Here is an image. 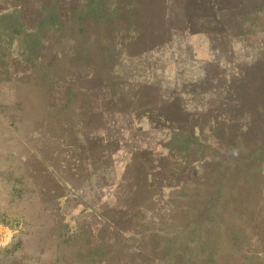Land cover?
I'll return each instance as SVG.
<instances>
[{"label":"rangeland","instance_id":"obj_1","mask_svg":"<svg viewBox=\"0 0 264 264\" xmlns=\"http://www.w3.org/2000/svg\"><path fill=\"white\" fill-rule=\"evenodd\" d=\"M132 34L139 47L171 40L182 54L203 34L221 60L210 71L231 73L253 116L264 108V0H0V264H264V166L257 154L238 161L228 138L229 152L213 159L189 137V154L202 153L204 163L188 186L171 189L167 175L141 167L124 186H101L89 174L85 157L100 146L78 122L67 135L66 98L56 94L93 76L100 106V82L110 97L121 82L116 73L136 66L117 63ZM22 42L42 63L12 60ZM33 68V86L14 78ZM115 146L110 140L109 151ZM184 207L202 222H184Z\"/></svg>","mask_w":264,"mask_h":264},{"label":"crops","instance_id":"obj_2","mask_svg":"<svg viewBox=\"0 0 264 264\" xmlns=\"http://www.w3.org/2000/svg\"><path fill=\"white\" fill-rule=\"evenodd\" d=\"M203 36H195L193 49L182 54L171 40L139 47L138 36L132 34L126 40L127 45L123 42L117 63L131 62L136 66L130 73H116L121 84L117 82L114 92L110 88V97H107L109 87L100 82L95 89L103 94L104 104L98 106L92 101L93 76L86 77L89 82L82 86L61 89L65 91L62 97L60 92L56 94L58 101L66 98L67 135L74 133V127L77 130L78 122V132L83 131L88 141L95 140L100 146L99 153L85 157L89 174L98 176L99 185H130L126 176L133 175V168L141 167L146 175H167L169 180L165 184L171 189L188 186L193 171L203 168L204 155L196 151L189 154L187 137L194 138L197 146L207 144L213 151H219L220 147L225 148V126H235L237 130L241 129V123L243 127L249 125L246 121L250 119V111L235 96L228 76L231 73L210 71V67L221 69V60ZM22 44V53L18 56L13 53V61L42 63L41 52L32 55L28 45ZM14 73V78L31 80L26 88L36 83L32 79L40 78L36 68ZM102 79L105 77L100 75L98 80ZM16 92L20 96L21 91ZM147 97L149 100L145 102ZM22 104L20 98L19 105ZM93 115L100 118L99 124L91 121ZM93 131L96 135H92ZM110 140L116 142L112 151L108 149ZM212 158L220 156L213 154ZM54 174L60 175L58 181L62 186H70V181L63 177L65 173L54 171Z\"/></svg>","mask_w":264,"mask_h":264},{"label":"trees","instance_id":"obj_3","mask_svg":"<svg viewBox=\"0 0 264 264\" xmlns=\"http://www.w3.org/2000/svg\"><path fill=\"white\" fill-rule=\"evenodd\" d=\"M236 97H237V95H236ZM237 98H239V97H237ZM243 107H245V106H243ZM251 108L252 107H246V109H248L250 111V119H248L246 121V124H248V122H249V125H246L245 127H243L242 123H241L239 125L241 127V129H237V130L235 129V126H231V127L225 126L224 127L225 132L223 130V133H224V137L229 139V140H227V145L230 148L235 149L237 147L240 149V152H238V154L236 155V158H238V161H245V158L247 157L248 161L251 162V160L257 154L256 159L259 162H261L264 166V108H262V107H260V109L257 108L256 112L254 113V116H253V111L251 110ZM241 120H242V118H241ZM252 133L254 134V136L252 135ZM189 137H187V141H189V139H190ZM254 137L258 139L257 143L259 145L256 148V150L253 151L251 146L253 145L252 143L254 142L253 141ZM229 141L231 142L230 145H229ZM195 143H196V140H195ZM205 145H207V144H205ZM225 145H226V142H225ZM188 146H189V142L187 144V147ZM195 146L198 147L196 144H195ZM204 146H199V147H204ZM207 146H209L211 149V157L213 154L218 155L220 153H225V152L228 153L229 152V148L220 147L219 151L218 150L213 151L212 146H210V145H207ZM232 208H234L238 213L242 212L244 214V210H241L239 206L234 205ZM184 210L186 212V214H185L186 219L184 220V222H186L188 224H191L194 222H202L201 218L198 221V218L196 216H190L189 211L187 210V207H184L183 211ZM186 227H189V226H186ZM227 236H228V237H226L227 242L232 243V241H234V240L238 241V239H239L238 236H235V237H231V235H227ZM221 241H223V240H221Z\"/></svg>","mask_w":264,"mask_h":264}]
</instances>
